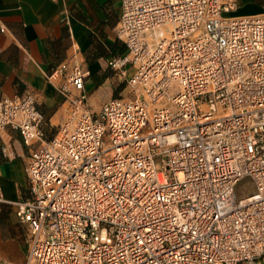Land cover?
<instances>
[{"label":"built area","instance_id":"built-area-1","mask_svg":"<svg viewBox=\"0 0 264 264\" xmlns=\"http://www.w3.org/2000/svg\"><path fill=\"white\" fill-rule=\"evenodd\" d=\"M227 9L121 0L126 53L108 65L130 95L93 110L72 65L48 140L32 93L0 96V128L30 148L22 264H264V14Z\"/></svg>","mask_w":264,"mask_h":264},{"label":"crops","instance_id":"crops-1","mask_svg":"<svg viewBox=\"0 0 264 264\" xmlns=\"http://www.w3.org/2000/svg\"><path fill=\"white\" fill-rule=\"evenodd\" d=\"M222 2L228 16L264 14V0ZM120 15L121 0H0V96L32 93L46 140L68 117L69 105L58 87L72 65L86 73L84 89L93 110L128 88L108 65L126 52L115 33ZM29 154L17 131L0 128L1 250L18 238L13 202L27 195ZM15 263L22 264L21 258Z\"/></svg>","mask_w":264,"mask_h":264},{"label":"rangeland","instance_id":"rangeland-1","mask_svg":"<svg viewBox=\"0 0 264 264\" xmlns=\"http://www.w3.org/2000/svg\"><path fill=\"white\" fill-rule=\"evenodd\" d=\"M125 82V80H124ZM126 86V82H125ZM123 95H130L129 87L125 90ZM254 191V186L249 178L241 179L235 188L236 196L238 198L244 197ZM16 221V225H20L18 228V238L13 240L10 249L1 250L0 249V260H8L15 262V258L20 257L22 263H24L27 251H28V239L29 231L26 224Z\"/></svg>","mask_w":264,"mask_h":264},{"label":"trees","instance_id":"trees-1","mask_svg":"<svg viewBox=\"0 0 264 264\" xmlns=\"http://www.w3.org/2000/svg\"><path fill=\"white\" fill-rule=\"evenodd\" d=\"M125 53H126V52H125ZM125 53H124V54H125ZM124 54H123V55H124ZM117 96H118V95H115V97H117Z\"/></svg>","mask_w":264,"mask_h":264}]
</instances>
